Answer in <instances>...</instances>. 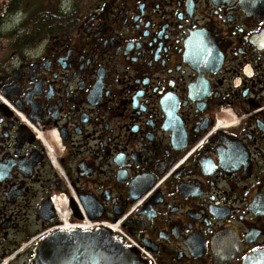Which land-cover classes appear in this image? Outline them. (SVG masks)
Listing matches in <instances>:
<instances>
[{
	"label": "flooded vegetation",
	"instance_id": "obj_1",
	"mask_svg": "<svg viewBox=\"0 0 264 264\" xmlns=\"http://www.w3.org/2000/svg\"><path fill=\"white\" fill-rule=\"evenodd\" d=\"M89 222L264 263V0H0V264Z\"/></svg>",
	"mask_w": 264,
	"mask_h": 264
},
{
	"label": "water",
	"instance_id": "obj_2",
	"mask_svg": "<svg viewBox=\"0 0 264 264\" xmlns=\"http://www.w3.org/2000/svg\"><path fill=\"white\" fill-rule=\"evenodd\" d=\"M32 264H148L109 229L61 230L42 241ZM246 264H264L254 257Z\"/></svg>",
	"mask_w": 264,
	"mask_h": 264
},
{
	"label": "built area",
	"instance_id": "obj_3",
	"mask_svg": "<svg viewBox=\"0 0 264 264\" xmlns=\"http://www.w3.org/2000/svg\"><path fill=\"white\" fill-rule=\"evenodd\" d=\"M105 224H106L109 228H111L112 230H114V231H116V232L122 234L123 236H125V235L120 231L119 227H117V226H113V225H110V224H107V223H105ZM97 225H98V223L93 222V223H90V224L87 225V226H84V228H94V227L97 226Z\"/></svg>",
	"mask_w": 264,
	"mask_h": 264
}]
</instances>
